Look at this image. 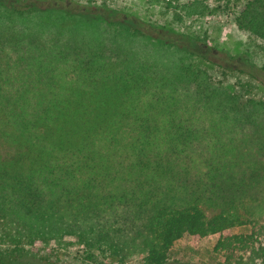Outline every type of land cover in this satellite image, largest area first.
Here are the masks:
<instances>
[{
    "label": "trees",
    "instance_id": "1",
    "mask_svg": "<svg viewBox=\"0 0 264 264\" xmlns=\"http://www.w3.org/2000/svg\"><path fill=\"white\" fill-rule=\"evenodd\" d=\"M71 5L0 0V264L50 242L169 264L185 235L216 234L220 264H264V99L214 83L199 40ZM225 8L264 44V0ZM210 55L264 86V67Z\"/></svg>",
    "mask_w": 264,
    "mask_h": 264
},
{
    "label": "rangeland",
    "instance_id": "2",
    "mask_svg": "<svg viewBox=\"0 0 264 264\" xmlns=\"http://www.w3.org/2000/svg\"><path fill=\"white\" fill-rule=\"evenodd\" d=\"M73 4L64 7L68 11L79 12L73 7L101 8L107 13V20L119 24L127 16L134 17L157 27H165L182 35L187 40H199V44H190L196 52L207 55V58L194 56L196 63L205 70L213 82L234 96L264 99V86L247 74L237 70L220 68L210 55L211 49L224 52L235 57V62L245 59L258 66L264 67V44L238 29L233 9L225 8V0H199L211 8L219 10L187 11L186 6L194 0H65ZM203 11V12H201ZM112 23V22H110ZM203 43L207 46H203ZM190 53L189 51H186ZM161 55V54H160ZM162 56V55H161ZM169 63V56L163 54ZM213 59V61H212ZM230 68V65H226ZM250 227H237L234 234H248ZM220 235L205 238L185 235L176 241L169 253V264H220L224 258L214 253V248ZM72 239H67L71 241ZM33 258L21 264H145L143 256L135 255L126 262L102 259L97 251L87 250L78 245L67 246L64 243H37L33 249Z\"/></svg>",
    "mask_w": 264,
    "mask_h": 264
}]
</instances>
